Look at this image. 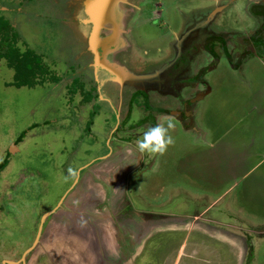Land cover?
<instances>
[{"label":"rangeland","instance_id":"374dc122","mask_svg":"<svg viewBox=\"0 0 264 264\" xmlns=\"http://www.w3.org/2000/svg\"><path fill=\"white\" fill-rule=\"evenodd\" d=\"M28 1H30L28 5L23 4L25 7L23 12L24 18H29L28 22L31 24L27 23L23 28L32 36L30 38L32 42L34 38L36 39L35 45H38L41 55L36 54L41 59L44 56L49 73L42 78L41 84L17 87L14 84V71L9 69L4 61L0 65V162L7 158L8 164L0 171V264L5 262L6 264H22V255L36 239L37 230L42 226L41 224L45 223V227L49 219L59 217V211L50 215L46 213L55 209L65 193L71 190L72 185H75L74 188L77 187L78 190L84 188L94 192L95 195L99 194L103 200L104 193L114 188L113 182L118 187L109 193L108 199H104L105 202H102L110 206L105 208L112 218L127 220L128 213L118 210L119 205L115 208V203L112 201L121 187H123L121 193L126 195L129 193L128 198L125 197L126 201L122 197L121 205L131 200L133 207L137 209L170 212L175 210L179 203L184 202L187 205L185 212L192 214L197 208L213 205L209 211L214 213V216H217L220 210H225L228 216L232 217L233 225L235 224L239 229L247 228V230L244 229L248 243L244 264H264V116L259 117L257 112L250 111L252 107H261V114L264 113L263 70L257 67L258 70H254L251 77L247 74L248 71H245V74H234L230 71V67L222 66L209 72L206 79L211 93L197 102L189 122L192 127L185 128L173 116L162 115L163 117L157 120V124L166 127L169 119L175 123V129L170 130L174 144L169 146L163 155L146 153L150 156L140 168L135 172H127L128 175L125 177L123 172L130 163L119 164L124 168L117 169L118 165L113 160L109 159L111 162H107V159L98 163L95 161L96 157L109 155L110 152L114 155L122 153L128 156L126 152L130 148L120 147L123 145L121 142H125L130 134L131 137L135 136V141L142 137L135 133L133 135L130 129L148 130L152 127L150 123L137 125L146 119L147 113L156 112L159 109L160 102H154L152 98L156 96L161 99V96L151 92L149 95L151 102L140 94L139 97L143 98L141 103L136 104L131 100L128 104L125 103L130 93L137 96L139 91L150 92L148 88L152 84L146 81L147 77L137 76L136 71L130 70L124 73L118 70L119 78L130 79L125 81L126 92L124 102L119 103V111L118 108L112 110L107 103L98 105L95 97L89 105L77 101L80 98L83 101L84 92H87L85 90L91 88L92 95L96 96L97 89L102 90L99 87L100 84L80 89L74 83L71 87L70 80L73 78L71 67H74L76 63L72 62L73 54L65 52L64 45L54 35L61 32L59 23L56 21L62 17L61 13L57 14L56 7L59 6H53L56 3L55 0ZM206 1L145 0L140 2V10L132 16V25L138 24L141 18L151 16V6L156 3L161 4L160 23L163 24L158 25L156 21L155 23H139L138 28L134 29L130 35L133 54L136 53L145 60L143 68L159 67L168 61L161 58L163 52L159 50L165 49L174 41L171 31L179 30L183 23V10L187 12L186 18H190L192 9L201 10L202 5H206L204 4ZM207 4L211 6L210 2ZM11 8L16 9L20 6ZM178 8H181L179 13ZM6 9L7 5L0 3V15ZM242 11L241 20L245 22L244 25L253 27V21H250L247 14L244 15V8ZM36 13L40 15L37 16L38 19L33 20ZM228 16H230L229 10L220 14L219 19L224 20L227 23L226 26L239 27V24L233 23L235 17ZM16 31L17 35L20 34L18 30ZM19 40L20 37L16 43ZM16 46L23 51V45L20 42ZM27 48L30 49L28 46ZM38 48L36 46L37 50ZM144 50L147 56L142 53ZM158 59L161 61L158 62ZM153 62L159 64H153ZM91 69L92 64L90 71L84 72L78 78L95 82L96 76L98 80L102 78L103 81L105 75H101L99 69L96 72ZM67 71L70 72L69 76H65ZM111 71L116 74L114 70ZM50 77H56L59 80L64 77V81L69 84L67 90L72 88L77 94L67 96L65 87H56ZM139 78L146 79L143 80L144 84L137 83ZM110 96L112 97L111 94ZM75 100L78 102V111L75 113L77 117L72 113ZM145 104L150 107L148 108ZM84 105L87 106L85 110L79 111ZM88 111L97 113L95 118L90 117L88 121L92 120V125L85 128ZM127 111L129 115L121 123ZM24 132L26 133L21 141L17 142V138ZM131 141L130 147H135L136 142ZM13 145L16 149L11 148ZM242 148L247 150L245 154ZM239 149L242 150L239 152ZM88 164L89 166L83 168ZM101 164L105 165L100 172V176L104 178L101 185H98L95 180L99 183V178L95 173L100 169ZM69 168L72 169L71 173L68 171ZM116 170H119L118 180L114 179ZM93 194L89 196L93 198ZM69 199L72 198L68 197L64 204H68ZM91 215L95 216L92 213ZM220 217L223 218L222 215ZM42 218L43 221H41ZM107 223L101 226L103 235H107L108 240L113 243L122 237L121 233L128 231L122 223L118 227L116 222L109 223L110 225ZM151 229L160 230V228ZM238 233L244 235L243 231ZM91 238L94 240V237ZM102 240L104 246L106 237ZM251 245L253 255L248 263ZM35 250L36 248L31 250L30 256L26 259L27 262L52 264L50 259L46 260L38 254L31 259ZM150 250H154L153 246ZM191 259H195V256L187 257L185 261ZM212 260L213 258L207 260L209 262L204 261V264H211ZM63 263L66 261L59 262V264Z\"/></svg>","mask_w":264,"mask_h":264},{"label":"crops","instance_id":"0c3cea01","mask_svg":"<svg viewBox=\"0 0 264 264\" xmlns=\"http://www.w3.org/2000/svg\"><path fill=\"white\" fill-rule=\"evenodd\" d=\"M142 1L144 0H85L83 3L86 7V14L83 18L84 21H81L80 23V26H82L81 32L87 43L85 53L92 56L93 60L88 58V56L84 57V52H82V54H75L74 52H71L73 54L72 62H75L76 64L74 67H71L73 70V72L71 71L73 78H71L70 82L72 84L75 78L79 79L78 76L84 72L90 71L91 64L93 72H96L99 69V71L106 72V75L111 74V77H107L103 79V81L102 78L101 80H98L95 76L94 80L96 83L94 81H88L87 79L81 80L82 82L79 79V81L81 82L83 88L86 86L92 87L93 84H100L99 87L102 90H99L98 88V94L96 96L94 95L98 102L97 104L107 103L111 106L112 110H114L113 108H118L119 111L121 94L125 89V86H127L125 81L130 80L128 77L119 78L118 76H120V74L118 75L117 73L118 70L124 73L130 71L127 62H124L123 60V56L128 54L132 49V44H130L128 37V32H130L131 28H128V26L132 20V16L136 14V11L140 10V2ZM207 2H210L211 6H209ZM29 3L30 1H27L25 5H28ZM263 3L264 0H207L204 3L206 5H202L200 8L201 10L194 11L192 9V17L190 18L193 20L205 21L207 23L211 22V24L213 23L216 25V21L220 14L223 13L224 9L230 6H235L242 8L241 10L239 9V11H235L233 17H235V21L237 23L244 25L245 22L241 20V14L243 13L242 9L244 8V15L247 14L250 21H252L253 17L249 13V8L256 4L262 5ZM160 7L161 4L159 3L151 6L152 14L147 18L153 19L154 17H157V21L160 22ZM20 8H17L16 10L18 13L16 16L19 15L18 19H15L17 22L15 25L17 27L16 29L22 32L21 37L27 46L35 53L40 54L38 45H35V42H37L36 39L34 38V42H32L30 39L32 36L23 28L24 26L26 27L27 23L28 25L31 23L28 22L30 21L29 18H24L25 13L23 11L25 10V7L20 6ZM67 10V12L70 13L73 11V7L70 5L67 7ZM39 15V13H36L34 16L35 18L33 19V17H31V19L36 20ZM186 15L187 14H185V16ZM143 22L144 21H139V23ZM139 23L138 25H140ZM248 32L252 34L251 30L243 29L241 38L244 39V37L248 35ZM179 35L180 34L177 32L175 33L176 38L179 37ZM119 39H121L120 42ZM36 46L38 50L36 49ZM113 46L118 48L113 49ZM257 48L259 50L258 52H254L252 50L253 48L250 50L251 54L245 63H243L242 69L239 70V72L238 70H235V68L231 67L230 71L234 74H245V71H248L247 74L251 77V73L256 69L258 70L257 67H259L264 73V51L260 44H257L256 49ZM25 49L26 48H22V50ZM169 50H172L171 46H169ZM238 51L239 50L230 46V52L233 56L238 54ZM43 63L45 64L44 59ZM220 66L223 68L229 67L227 60L223 57V55L221 56L218 66L215 67L214 70H217ZM124 67L125 69H123ZM111 70H114L117 75ZM69 73V71L65 72V74H67L65 76H69ZM232 73L229 72L231 75ZM135 74L140 77H147L148 80L146 81L153 83L151 73L136 72ZM64 77L61 78L59 82H55L54 85L56 87L64 86L67 96L68 94L73 96L76 95V92L70 93L67 90L69 84L64 81ZM140 79L141 78L137 80V83L144 84L143 80ZM133 81L134 80H132V82ZM91 89L85 90L87 91L86 93L92 94ZM115 92H117V96L115 95ZM209 93H211V89H208L206 95ZM206 95L202 96L199 100L204 99ZM70 99L71 96L69 97V100ZM153 99L155 102L159 103V100L155 96ZM77 101L85 103L84 101H81V98ZM92 101H94V98L90 102ZM74 102V106H72V113L75 116V113L78 111V102H76V100ZM90 102H88V105ZM85 107L87 106H81L79 111L83 112ZM98 110L99 107L97 108V111ZM250 111L252 113L257 112V116L259 117L264 116V113L261 114V107H252ZM88 112L89 115L88 120L85 122V128L87 127V122L89 121L91 114L94 113V116L96 117L97 113L94 111ZM157 117V120H159L163 116ZM81 119H83L82 116ZM132 127L133 126H130V128ZM123 142L124 141L121 142L123 145L120 147L130 148V150H127L126 152L128 153V156H124L122 153L114 155L111 154V152V155H104V158H107L108 161L111 159L114 163H116V165H118V167L116 166L117 169L124 168L122 165L119 166V164L124 163L123 165H125V163H130L129 167H131L132 164H139L143 159V154L139 153L138 149H133L136 146L130 147V141L128 139L124 143ZM242 149L245 154L247 150L244 148ZM242 149H239V152ZM99 166L105 167L103 164ZM129 167L123 172V176L126 177L128 174L127 172H131L130 170L136 167V165L132 168ZM101 171L103 170L100 168L97 173H95L97 178H99V183L94 179L95 183L98 185H101L104 178L100 176ZM114 173L116 176L114 179H117L119 170L114 171ZM116 182L118 184V181ZM75 183L76 182H74V184ZM113 185L114 188L112 191L118 187L115 186L114 182ZM74 186L75 185H72L71 190L65 193L68 194L65 197L64 202H66L68 197L72 199H69L70 201H68V204H65V209L61 208L59 210V217L49 219V222L46 223L45 227V223L42 224L37 243H35L34 240L32 245L27 247L24 251L25 253L29 248H36L31 259L38 254L46 260L50 259L52 264H59L61 260L64 262L66 261V263L63 264H204L205 262H209L207 260H211V258H213V260L210 261L212 262L211 264H244L246 249L248 248L247 236L245 235L244 229H237L235 226H231L230 224H227L226 227H221L214 221H209V219H211L208 218V214L210 212L209 209L213 205L206 208L202 207L201 209L197 208L194 213L190 214L187 211L185 212L187 205L183 202V208L180 207V210L155 212L154 214L162 215V217L156 218L152 217L151 214L153 213L149 212V210L145 208L137 209L133 207L132 213H129L127 206H124L118 208V210H122L123 212L126 211V213L130 215L127 216V220H121L120 218L116 219V217L112 218L111 215L107 214L105 206L108 207V204L105 205V203H102L104 199H108V195L112 191L108 189L109 192L104 193L102 200V196H99V194L95 195L93 194L94 192L90 190L87 191L84 188H79L80 190H78L77 187L74 188ZM122 188L123 187H121V189L119 188L115 197H113L112 201L115 203V208H117L120 197H122ZM88 193L91 195L93 194L94 197L92 198V196H89ZM108 208H110V206ZM181 210L183 211L181 212ZM180 212L181 214L179 215ZM91 213L95 216L93 217ZM115 222L117 227L122 223L125 227H127L128 231L124 234L121 233L120 235L122 237L113 243L108 240L107 235H103V228L101 226L106 225L105 223L110 225L109 223ZM151 228H160V230L155 231ZM240 231H243L244 235L238 233ZM91 237H94V240H92ZM104 237H106L107 243L105 242V245L103 246L102 239ZM151 246H153V251L150 250ZM245 246L247 248H245ZM162 248L166 249L162 250ZM24 253L21 258L22 264H33V262H27L26 260L28 256H30L31 251L25 255ZM193 256H195V259L185 261L187 257L191 258Z\"/></svg>","mask_w":264,"mask_h":264},{"label":"flooded vegetation","instance_id":"af4514ba","mask_svg":"<svg viewBox=\"0 0 264 264\" xmlns=\"http://www.w3.org/2000/svg\"><path fill=\"white\" fill-rule=\"evenodd\" d=\"M14 1L15 0H0V3L7 5V9L0 16H3L8 21L10 26L14 28V30L16 31L17 27L15 25L17 24V22L15 21V19H18L19 15L16 16V14H18L16 11L17 8L13 9L11 7L22 6L28 0H19L18 2L17 1L14 2ZM55 2L56 3L53 4V6L55 5L59 6V7L56 6L55 7L57 8V14L61 13L62 17L56 20L59 23L60 26L59 29L61 30V32L54 35L56 36L57 40L64 45L63 47L65 52H74L75 54L76 53L82 54V52L85 53V50L87 48V43L86 40L84 39V35L81 32L82 26H80V23L81 21H84L83 18L86 14L85 13L86 7L83 4L85 0H55ZM70 5L73 7V11L68 13L67 7H69ZM239 9L241 10V7L230 6L224 9L223 13L229 10L230 16L228 17H233L235 11H239ZM180 11L181 8H178V13ZM186 13L187 12L183 10V23L180 25L179 30L171 31L174 41H172V43H170L169 45L171 46L172 50L171 51L169 50V45H167L165 49L159 50L163 52L161 58H163V60H168V61H165L159 67L152 66L151 68H147V67L143 68L142 66L145 60L143 57H140L138 54L136 53L133 54L132 51L133 48L130 50L128 54L123 56V60L124 62H127L128 68L130 70L136 71L137 73L138 72L151 73V76L153 77L152 78L153 83H151L152 85H150V87L148 88L150 89V92L147 93V92L139 91L137 96H133V94L130 93L129 99L125 100V103L128 104L130 100L134 102L135 99L137 100L138 103H141V99L143 98L139 97L140 94L144 96V99L146 100L148 99V101L150 100L149 95L151 92L157 96H161V99L157 98L160 102V104H158L160 106V107L158 106L159 109L156 112L153 111L147 113L146 119L141 121L140 124L137 126H141L143 124L146 125L149 123L154 124L155 126L157 125V119H158L157 116L171 115L174 118H176L182 124L183 127L185 128L192 127V125H189V122L192 119L194 108L196 107L197 102L200 101L199 99L202 96L206 95V92L208 91V89H210L206 76L209 72H212L214 68L218 66L221 56L223 55V57H225L229 67L235 68V70H238L239 72V70L242 69L243 63H245V61L249 58V55L251 54L250 50L252 48L254 52H258L259 50L258 48L256 49V46L257 44H260V46H262L264 51V3L262 5L256 4L253 5L251 8H249V13L253 17L252 20L254 23L253 27L245 26L243 24L237 23L236 21H234L233 23L239 24V27H230L229 25L226 26L227 23L224 22V20L221 21L219 18L217 19L216 21L217 24L215 25L213 23L211 24V22L207 23L205 21H198L195 19L193 20L192 18H186L185 16ZM146 18L147 17L141 18L140 21L151 22V23H155L156 21L158 22V25L162 24L159 21H157L156 19L157 17L148 20H146ZM138 26H139L138 24L133 23L132 25L130 22L128 26V28H131L130 32H128L129 40H130V35L134 31V29L138 28ZM243 29L251 30L252 34L248 32L247 33L248 35L244 37V39H242L241 34L243 32ZM19 32H20V34L18 33L20 37L19 42L21 43V45H23V49L27 48V44L24 41H21L22 32L20 30ZM176 32L180 34L179 37L177 38L175 37ZM48 33L51 34V32L49 31ZM120 40L121 39H119V42ZM130 44H132L131 40H130ZM230 46L234 49L239 50L238 51L239 53L233 56L230 52ZM116 48L118 47L113 46V49ZM142 53L144 54V56H147V52L145 50ZM83 56L84 57L88 56V58H91V60H93L92 59L93 57L88 55L87 53L83 54ZM2 61L4 60L0 59V65L2 64ZM160 61L161 59L160 60L158 59V62ZM158 62L157 63L153 62V64L154 63L159 64ZM91 71H93V68L91 69ZM100 74L105 75L104 79L112 76L111 74L110 75L108 74L109 76L106 75V72L104 71H100ZM125 92H126V88L123 90L121 95L122 103L124 102L123 98ZM115 94L117 96V92H115ZM152 100L150 101L152 102ZM145 105L148 108L150 107V105L149 106L147 104ZM128 115L129 112L127 111L124 114V117H122L121 123H123V121L127 118ZM121 126L123 127V125ZM129 131L132 132V134L135 133V135L143 136V133L146 132L147 130H129ZM129 139L132 140L131 142H133L135 141V136L131 137L130 134L128 140ZM148 156L150 155L144 153L142 161H140L139 164L138 163L132 164L131 168L134 165H136V167H134L130 171L135 172V170L140 168V166L143 164V162L146 161V158ZM104 157L105 156L96 157L97 160L95 161L100 163L104 160H107V158ZM100 168L102 169V167ZM127 195H129V193H127ZM127 195L126 193L125 194L122 193V197L124 199L125 197H127ZM122 197H120L119 200L120 203H118V205L120 206L119 208L128 206L127 210L129 211L131 209V211L129 212L131 213L133 209L132 201L131 200L127 201V203L121 205ZM57 206L55 208H57ZM64 206L65 204L63 200V202L54 211V213L58 212L61 208L65 209L63 208ZM180 207L183 208V202L179 203L178 206L175 207L174 209L180 210ZM182 211L183 210H181V212ZM149 212L153 213L151 215L154 218L162 217V215L154 214L155 212H153V210H149ZM181 212L179 213V215L181 214ZM220 215H222L223 218H221ZM208 218H211L209 219V221H214L216 224H218L221 227H226L227 224H230L231 226H235V224L233 225L231 223L232 217L228 216L225 210H220L217 216H214V213L209 212ZM39 229L37 231H39ZM244 229L247 230V228Z\"/></svg>","mask_w":264,"mask_h":264},{"label":"trees","instance_id":"16d2710c","mask_svg":"<svg viewBox=\"0 0 264 264\" xmlns=\"http://www.w3.org/2000/svg\"><path fill=\"white\" fill-rule=\"evenodd\" d=\"M19 36L17 35L14 28L10 26L8 21L0 16V59L5 61V65L14 71V84L17 87L27 86L32 87L43 82V77L48 75L47 66L43 63L40 56H38L34 51L29 48L21 51L19 47L16 46ZM52 82H58L59 79L56 77H50ZM74 83L78 88H82L81 82L79 79H74ZM70 93H75V90L69 89ZM94 96L91 93H84L83 101L85 103L90 102ZM134 103L138 104L137 100H134ZM146 107V106H145ZM94 117V113L91 114V118ZM92 125L91 122L88 123L87 128ZM154 124H152V127ZM26 132L22 133L18 138L17 142H20ZM7 166V158L3 159L0 162V171ZM248 263L252 259L253 255V246L249 247L248 254Z\"/></svg>","mask_w":264,"mask_h":264},{"label":"clouds","instance_id":"9594fccd","mask_svg":"<svg viewBox=\"0 0 264 264\" xmlns=\"http://www.w3.org/2000/svg\"><path fill=\"white\" fill-rule=\"evenodd\" d=\"M175 129V123L169 119L167 126L157 124L150 127L143 133L142 138L136 141V147L139 153H148L151 155H163L169 146L174 144V138L170 135V130ZM70 173L72 169L68 170Z\"/></svg>","mask_w":264,"mask_h":264},{"label":"water","instance_id":"95a60500","mask_svg":"<svg viewBox=\"0 0 264 264\" xmlns=\"http://www.w3.org/2000/svg\"><path fill=\"white\" fill-rule=\"evenodd\" d=\"M142 80H146V79H142ZM11 148H15L16 149V147L13 145ZM11 153H12V151H11ZM87 166H89V164L88 165H86V166H84L83 168H86ZM81 170V169H80ZM79 172V171H78ZM78 174V173H77ZM68 194V193H67ZM67 194H65L63 197H62V200L60 201V204H61V202L64 200V198L67 196ZM60 204H58V206H57V208L60 206ZM57 208H55L54 210H52L51 212H48V213H46L47 215H50V214H53L54 213V211L57 209ZM45 214V215H46ZM44 217V216H43ZM41 221H43V218H42V220ZM42 225V224H41ZM40 232H41V227H40V229H39V231H38V234H37V237H36V239H35V243H37V240H38V237H39V235H40ZM35 245V244H34ZM245 248H247L246 246H245ZM32 250V248H29L25 253H24V255L25 254H27L28 252H30ZM9 263V262H8ZM4 264H6V262L4 263Z\"/></svg>","mask_w":264,"mask_h":264}]
</instances>
